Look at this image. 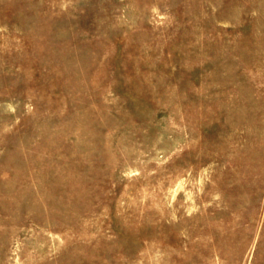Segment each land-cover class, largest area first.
I'll use <instances>...</instances> for the list:
<instances>
[{
  "label": "rangeland",
  "instance_id": "374dc122",
  "mask_svg": "<svg viewBox=\"0 0 264 264\" xmlns=\"http://www.w3.org/2000/svg\"><path fill=\"white\" fill-rule=\"evenodd\" d=\"M0 264H264V0H0Z\"/></svg>",
  "mask_w": 264,
  "mask_h": 264
}]
</instances>
